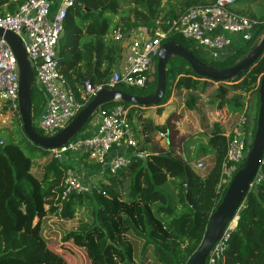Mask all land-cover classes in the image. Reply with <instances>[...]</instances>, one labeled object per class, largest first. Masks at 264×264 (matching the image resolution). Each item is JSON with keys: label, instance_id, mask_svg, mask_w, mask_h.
I'll return each mask as SVG.
<instances>
[{"label": "trees", "instance_id": "trees-1", "mask_svg": "<svg viewBox=\"0 0 264 264\" xmlns=\"http://www.w3.org/2000/svg\"><path fill=\"white\" fill-rule=\"evenodd\" d=\"M26 1L0 0V17L14 14ZM214 2L72 0L56 47L59 73L84 107L92 99L84 95V83L106 86L112 73L120 69L121 43L134 31L143 28L150 33L159 27L165 29V21L177 19L188 9L211 6ZM236 2L242 9L235 13L254 21L255 25L251 42L234 55L211 61L201 57L179 36L170 35L167 40L190 51L205 65L215 68L231 65L245 56L252 43L264 33V0ZM242 4L248 7L258 4V7L256 12H249L250 8L244 9ZM115 33H120L121 41L114 39ZM263 75L264 52L238 79L213 87L207 95V104L217 110L226 108L229 116L238 117L255 94V130L257 92ZM146 78L145 89L132 90L123 85L115 89L138 96L151 93L156 84V58ZM211 84L215 83L197 77L186 62L172 59L166 69L164 97L156 106V112L159 114L160 107L171 97H181L187 112H197L201 95ZM43 104V94L33 85L31 120L40 135L45 134L36 128L35 120ZM114 105L117 104L104 106L98 112ZM122 105L132 107L136 113V124L131 127L137 147L129 151L131 163L115 174L91 163L93 170L95 167L101 170L97 184H91L89 192L71 194L63 201L60 196L66 174L75 171L84 176V167L79 168L77 163L88 161L86 154H69L60 162L51 157L39 167L35 161L49 151L27 140L18 110L13 119L15 131L0 130V264H68L67 246L84 251L89 258L85 264L187 263L226 191L219 188L228 145L222 121L211 115L206 142L197 144L191 157L183 158L173 145L163 150L154 144L159 134L171 138L177 134L170 119L162 126H155L141 117L145 108ZM90 122L83 126L80 134L89 129ZM249 123L250 120L247 126ZM5 133H9V137H5ZM146 145L149 152L144 150ZM136 153L145 155L144 159ZM206 158L211 161L203 170H197V162ZM82 207L90 208V222L66 229L63 223L72 220L75 211ZM214 264H264V179L249 190L236 215V227Z\"/></svg>", "mask_w": 264, "mask_h": 264}, {"label": "built area", "instance_id": "built-area-1", "mask_svg": "<svg viewBox=\"0 0 264 264\" xmlns=\"http://www.w3.org/2000/svg\"><path fill=\"white\" fill-rule=\"evenodd\" d=\"M54 0H27L12 15L0 17V28L17 35L24 43L26 54L33 70V83L44 96V104L35 124L45 135L60 131L83 108L75 99L71 87L59 73L56 60V47L63 32V21L72 0H57V7L51 13ZM236 0H215L211 6L191 8L175 20L165 21L163 28L147 32L140 40L131 41L127 46L124 65L112 73L105 87H93L85 82L84 95L93 97L101 88H115L123 85L128 88L145 89L147 73L151 70L161 45L170 35L188 41L192 48L207 53L211 60H221L234 55L252 40L254 21L235 13ZM114 39L121 41L120 33ZM18 70L8 45L0 38V114L5 110H17ZM132 107L114 105L98 115L97 121L81 134L79 139L49 153L56 161H63L67 155L86 154L88 162L99 165L100 169L115 174L131 163L130 155L115 154L113 151L129 152L137 147L131 127ZM247 105L237 117L235 125L225 135L227 139L226 160L222 166L219 188H227L231 179L243 164L250 149L251 140L248 128ZM129 115L131 116L129 118ZM220 116V112L216 113ZM165 138V134H159ZM197 170L204 169L202 161L197 162ZM264 179L263 156L250 189ZM89 192V186L81 181L75 171L66 174L64 190L60 200L71 194ZM236 227V219L224 230L220 240L213 246L206 264H214L222 255Z\"/></svg>", "mask_w": 264, "mask_h": 264}, {"label": "water", "instance_id": "water-1", "mask_svg": "<svg viewBox=\"0 0 264 264\" xmlns=\"http://www.w3.org/2000/svg\"><path fill=\"white\" fill-rule=\"evenodd\" d=\"M0 38L8 45L17 65V110L21 119L23 134L31 144L49 152L58 150L73 141L83 126L104 106L111 104H129L139 108L157 106L164 97L166 69L172 59H180L186 62L192 72L203 80L216 84H228L245 73L264 52L263 33L252 43L245 56L231 65L215 68L201 63L190 51L173 41H167L161 45L156 56V84L151 93L138 96L121 92L115 88H101L93 95L90 102L60 131L53 135H40L34 129L31 120L33 70L24 43L17 35L1 28ZM257 93L259 106L250 149L243 164L227 186L220 203L210 215L203 238L186 264H206L211 249L220 240L224 230L236 219L257 173L263 156L264 143V75L259 80ZM255 96L253 94L249 99L248 111L251 110ZM135 155L142 159L145 157L139 153Z\"/></svg>", "mask_w": 264, "mask_h": 264}, {"label": "crops", "instance_id": "crops-1", "mask_svg": "<svg viewBox=\"0 0 264 264\" xmlns=\"http://www.w3.org/2000/svg\"><path fill=\"white\" fill-rule=\"evenodd\" d=\"M56 7H57V0H54L53 3H52V6H51V9H52L51 13H54V11L56 10ZM240 9H242L240 6H237V5L235 6V11H238ZM145 35H147V31H145L143 28H139L136 31H134L127 40H125L124 42L121 43L122 60L120 62V67H122L124 65L123 58L125 57V55L127 53L128 44L131 41L142 39ZM228 97H231V96H228ZM177 99H179V97H171L163 106L160 107L161 112L159 114L156 112L157 111L156 110V106L155 107L145 108V109L143 108L144 110H143V113H142L141 117L143 119H145V120L147 119V120L152 121V123L155 126H162L168 119H170L171 124L174 126V129L176 130V133L179 132V130L181 131V129H179V126L186 124L187 127L192 128L193 130H195V133L199 134V136H197V138L195 137L197 135L196 134L194 136L195 138L193 140H190V143L188 142L189 138L187 137L186 140L182 141L181 148L176 147L177 144L174 145L173 140L175 141L176 138H171L169 136H166L165 138H160L159 135H157L155 137L154 144L157 145L160 149L166 150L169 146L173 145L177 149V153H178L179 156H180V153H181L184 156H186L185 154H187L188 157H191V154H192L195 146L197 144H204L206 142V137H207V134H208V131H209V127L212 124V120H211V117H210L211 115H214V116L219 117L221 119V121H222V130H223L224 135H227L230 132V130L234 126L233 125V121L237 120V117L228 115L226 108H223L221 110H217L215 108L214 111H212L210 113V110H208L207 107H205L204 109H202V110L200 109L197 112H188V114H187V111L184 109V106H183V100L180 99L181 105H179L178 104L179 102L176 101ZM173 103H176L177 106H176V104L174 105ZM147 110L155 111L156 115L152 116L151 118H146L147 115H145L144 112H146ZM218 111L220 112V116L216 115V113ZM132 113H133V110H131V114ZM95 115L93 116V118H92L93 120L90 122V125H92L94 122L97 121V116L95 117ZM149 115H151V114H149ZM174 115H175V118L176 117L179 118L180 115H183L182 119L179 121V123L177 121L179 119L175 120ZM135 116H136L135 112L133 113V117L130 116L131 117V120H130L131 125L132 124L133 125L136 124ZM190 116L193 117V121L190 120V118H192ZM184 144H186V145L190 144V147L189 146L185 147ZM188 147H189V150H187ZM144 150L146 152H149L150 151L149 150V146L146 145L144 147ZM115 154H118V155H129V152H124L123 150H117V151L111 152L108 157H111V156H113ZM184 156H183V158H184ZM180 157H182V156H180ZM40 159L36 160L35 163L37 165H41V167H43L42 166V162L40 161ZM209 159L210 160H208V162L211 161V158H209ZM77 164L76 165L78 167L80 166L79 168H83L84 167V163L83 162L77 163ZM75 169H76V171H78L77 167ZM33 171H36V170L33 169ZM83 171L85 172V168L83 169ZM87 171H88V174H89L88 179H91V183L94 184L95 181H98L100 179L99 175L101 174V170H99L98 167H95L94 170H93V168L90 167L89 170H87Z\"/></svg>", "mask_w": 264, "mask_h": 264}, {"label": "rangeland", "instance_id": "rangeland-1", "mask_svg": "<svg viewBox=\"0 0 264 264\" xmlns=\"http://www.w3.org/2000/svg\"><path fill=\"white\" fill-rule=\"evenodd\" d=\"M242 6H243V8L244 9H248V8H250L249 9V12H256V10H257V7H258V4L257 5H252L251 7H248L249 5H244V4H242ZM181 38V37H180ZM182 40H184V39H182ZM185 41V40H184ZM198 53H200V56L201 57H203V58H205V59H208V60H211L209 57H208V55H207V53H205V52H202V51H199ZM211 61H213V60H211ZM123 63H124V58H123ZM121 68V67H120ZM120 70V69H119ZM36 84V83H35ZM35 84H33L35 87H36V85ZM258 84V83H257ZM215 86H217V84L215 83V84H211V87L205 92V93H203L202 95H201V98H200V102H199V110L201 109H204L205 107H207V109L208 110H210V113L212 112V111H214V109H215V107L214 106H209L208 104H207V95L209 94V92L212 90V88L213 87H215ZM125 88H128V87H126V86H124ZM132 90H137V89H135V88H133ZM232 93L233 92H231L230 94H229V96H231L232 95ZM246 96H248V94H246ZM255 98V97H254ZM180 99H182L181 97H179V99H177L176 101H178L179 103V105H181V101H180ZM175 101V102H176ZM255 102V101H254ZM253 102V105L251 104V106H253L252 107V112H251V110H249L248 111V108H247V115H248V118H249V120H250V123H249V126H248V128L246 129V132H247V134L249 135L250 134V132H252L253 130H254V123H253V119H254V113H255V110H256V102L254 103ZM174 105L176 104V103H173ZM173 106V105H172ZM176 106H177V104H176ZM182 112V111H181ZM102 113V111H99L96 115H95V117L97 116L98 117V115L99 114H101ZM144 114L145 115H147V117L146 118H151L152 116H155L156 115V112L155 111H152V110H147L146 112H144ZM149 114H151V115H149ZM187 114H188V112H187ZM16 115H15V111H13V110H5V111H3L2 112V114H0V130H3V129H5V130H7L8 132H14L15 131V128L13 127V119H14V117H15ZM149 116V117H148ZM182 116L183 115H180L179 116V118L178 117H176L175 118V115H174V118H175V120H177V119H179V120H177L178 121V123H179V121L182 119ZM190 117H192V116H190ZM93 118V117H92ZM91 118V120L90 121H92L93 119ZM190 120H192L193 121V117L192 118H190ZM248 120V121H249ZM235 123H236V120H234L233 121V125H235ZM185 124V123H184ZM133 125V124H132ZM35 126H36V124H35ZM89 126H90V124H88V128H89ZM36 128H37V126H36ZM38 129V128H37ZM179 129H181V131L179 130V132H177V134L175 135V137L174 138H176V140L174 141L173 140V143H174V145H176L177 144V146L176 147H179V148H181V144H182V141H184V140H186L187 139V137L189 138V143H190V140H193L195 137L197 138V136H199V134H197V133H195V130H193L192 128H189V127H187V125L185 124V125H181V126H179ZM8 134L9 133H5V134H3L5 137H9L8 136ZM197 134V135H196ZM196 135V136H195ZM195 136V137H194ZM81 137V134L80 133H78L76 136H75V138L73 139V140H76V139H79ZM249 138H250V140L252 141V137H250V135H249ZM184 146L186 147V146H189L190 147V144H184ZM189 147H188V149L187 150H189ZM179 151V150H178ZM187 157H188V155L187 154H185ZM180 156H184L183 154H181L180 153ZM185 157V156H184ZM51 159V155H50V153L49 154H47L45 157H43V158H41L40 159V161L42 162V166H44L49 160ZM208 160H210L209 158H206V159H203L202 160V162L204 163V164H207V162H208ZM209 163V162H208ZM39 167H41V165H38ZM37 166V167H38ZM92 165H91V163L90 162H88L87 160L85 161V163H84V168H85V175L84 176H81V179H82V183L83 184H85L86 186H90L91 184H93V183H91V179H88V171L87 170H89V168L91 167ZM33 169H36V168H33ZM87 169V170H86ZM33 172H35V171H33ZM37 172H35V174H36ZM94 184H97V181H95L94 182ZM91 211H90V208H88V207H82V208H80V209H78V210H76L75 211V214H74V218L72 219V220H70V221H67V222H64L63 223V226L66 228V229H70V228H75L77 225H79L80 223H88V222H90V220H91V213H90ZM67 251H66V253H67V255H65L66 256V258H67V263L68 264H85V262H87V261H89V258H88V256L86 255V253L84 252V251H82V250H80V249H77V248H74V247H70V246H67Z\"/></svg>", "mask_w": 264, "mask_h": 264}, {"label": "clouds", "instance_id": "clouds-1", "mask_svg": "<svg viewBox=\"0 0 264 264\" xmlns=\"http://www.w3.org/2000/svg\"><path fill=\"white\" fill-rule=\"evenodd\" d=\"M196 166V165H195ZM204 166H205V164H204ZM201 171V170H200Z\"/></svg>", "mask_w": 264, "mask_h": 264}]
</instances>
